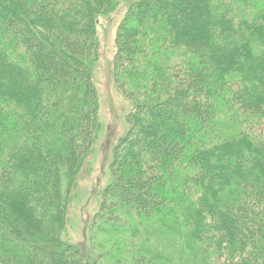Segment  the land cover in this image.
Returning a JSON list of instances; mask_svg holds the SVG:
<instances>
[{
  "label": "trees",
  "instance_id": "trees-1",
  "mask_svg": "<svg viewBox=\"0 0 264 264\" xmlns=\"http://www.w3.org/2000/svg\"><path fill=\"white\" fill-rule=\"evenodd\" d=\"M117 1L0 0V264H90L64 234L96 127L97 17ZM127 7L112 74L134 111L93 264H264V0Z\"/></svg>",
  "mask_w": 264,
  "mask_h": 264
},
{
  "label": "rangeland",
  "instance_id": "rangeland-1",
  "mask_svg": "<svg viewBox=\"0 0 264 264\" xmlns=\"http://www.w3.org/2000/svg\"><path fill=\"white\" fill-rule=\"evenodd\" d=\"M133 1L118 0L112 9L97 17V57L91 71L98 98L96 127L91 149L80 161L75 175L64 234L71 242L81 245L90 264L100 249L92 246L89 223L98 209L101 190L111 180L109 165L113 147L127 132L126 116L134 111V103L117 90L112 74L116 30ZM97 239L101 240L102 236L98 235Z\"/></svg>",
  "mask_w": 264,
  "mask_h": 264
}]
</instances>
